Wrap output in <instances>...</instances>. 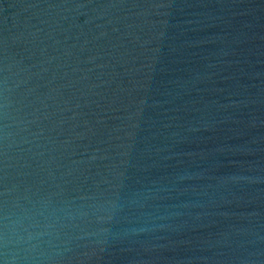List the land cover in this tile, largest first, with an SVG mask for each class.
Masks as SVG:
<instances>
[{
  "label": "water",
  "instance_id": "1",
  "mask_svg": "<svg viewBox=\"0 0 264 264\" xmlns=\"http://www.w3.org/2000/svg\"><path fill=\"white\" fill-rule=\"evenodd\" d=\"M110 211L59 264H264V0H0V206Z\"/></svg>",
  "mask_w": 264,
  "mask_h": 264
},
{
  "label": "clouds",
  "instance_id": "2",
  "mask_svg": "<svg viewBox=\"0 0 264 264\" xmlns=\"http://www.w3.org/2000/svg\"><path fill=\"white\" fill-rule=\"evenodd\" d=\"M110 209L54 203L48 197H15L0 206V264H59L69 243L67 229L101 225Z\"/></svg>",
  "mask_w": 264,
  "mask_h": 264
}]
</instances>
